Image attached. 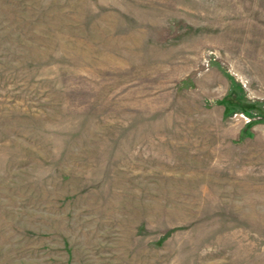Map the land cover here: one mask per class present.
<instances>
[{
	"label": "rangeland",
	"instance_id": "1",
	"mask_svg": "<svg viewBox=\"0 0 264 264\" xmlns=\"http://www.w3.org/2000/svg\"><path fill=\"white\" fill-rule=\"evenodd\" d=\"M0 264H264V0H0Z\"/></svg>",
	"mask_w": 264,
	"mask_h": 264
}]
</instances>
